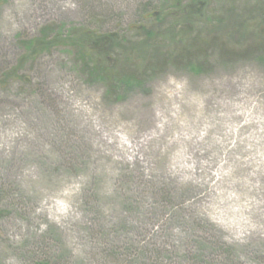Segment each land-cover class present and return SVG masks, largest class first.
<instances>
[{
  "label": "rangeland",
  "instance_id": "374dc122",
  "mask_svg": "<svg viewBox=\"0 0 264 264\" xmlns=\"http://www.w3.org/2000/svg\"><path fill=\"white\" fill-rule=\"evenodd\" d=\"M81 29L138 80L123 97ZM216 126L264 156V0H1L0 264H264L200 184L228 170Z\"/></svg>",
  "mask_w": 264,
  "mask_h": 264
},
{
  "label": "bare ground",
  "instance_id": "6f19581e",
  "mask_svg": "<svg viewBox=\"0 0 264 264\" xmlns=\"http://www.w3.org/2000/svg\"><path fill=\"white\" fill-rule=\"evenodd\" d=\"M245 125L247 122L240 123L238 131ZM215 129L213 134H218L219 137L210 136V132H207L205 137L208 136V141L216 145L215 149L220 152L219 159H225L222 163L223 168L227 167L228 170L218 173L220 175L214 178L207 171L208 166H203L201 172L210 178H205V181H201L200 184L202 186L207 185L204 188L214 203H218L221 207L229 205L235 214L238 212L233 207L237 206L241 210L239 214L244 213V216L248 214V219L242 221L244 229L249 233L262 234L264 237V156L251 155V149L242 146L245 144L243 139L237 138L232 144L228 142V145L225 142L224 128L216 126ZM204 139L197 141V143L207 150ZM192 143L194 144L193 141ZM212 177L214 178L213 183L210 182ZM227 179L229 180L226 181ZM226 192H232L233 195H228Z\"/></svg>",
  "mask_w": 264,
  "mask_h": 264
},
{
  "label": "trees",
  "instance_id": "16d2710c",
  "mask_svg": "<svg viewBox=\"0 0 264 264\" xmlns=\"http://www.w3.org/2000/svg\"><path fill=\"white\" fill-rule=\"evenodd\" d=\"M1 1V0H0ZM47 29V27H46ZM45 28L43 30V33ZM71 32V31H70ZM148 36H151V32L147 31ZM97 36V35H96ZM69 41V45L78 46L80 50H78V58L82 65L90 70L91 72H95L96 77L101 80H107V83L111 87L110 89L115 90L117 89L116 99L123 97L122 92L123 89L128 87L130 84H133L134 81L138 82L135 77L133 76H126V74H122L119 76L120 73H116L113 65L109 66V61L111 58L110 51L114 49V43L108 40L107 36H97L94 38L93 35L89 34L87 30L81 29L78 35H73L71 32V36H65ZM55 43L52 40L43 39L38 37L35 39L28 40V44H31L33 47L39 49L36 52L48 50V44ZM58 44H62L64 42H58ZM35 53V52H34ZM125 72V71H124ZM115 98V97H114ZM39 264H51L47 261H43Z\"/></svg>",
  "mask_w": 264,
  "mask_h": 264
}]
</instances>
